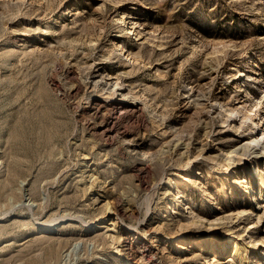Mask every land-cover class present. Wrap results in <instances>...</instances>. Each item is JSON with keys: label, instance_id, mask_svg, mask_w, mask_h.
<instances>
[{"label": "rangeland", "instance_id": "rangeland-1", "mask_svg": "<svg viewBox=\"0 0 264 264\" xmlns=\"http://www.w3.org/2000/svg\"><path fill=\"white\" fill-rule=\"evenodd\" d=\"M255 123L264 0H0V264H264Z\"/></svg>", "mask_w": 264, "mask_h": 264}, {"label": "bare ground", "instance_id": "bare-ground-1", "mask_svg": "<svg viewBox=\"0 0 264 264\" xmlns=\"http://www.w3.org/2000/svg\"><path fill=\"white\" fill-rule=\"evenodd\" d=\"M122 26H124V27H126L125 29H126V32H128V33H130V32H132V34H134V31H135V29H133V26H130L129 25V23L127 22L126 23V18H124L123 19V25ZM122 47H120V49H121ZM128 54H132L131 52H128ZM119 89V88H118ZM122 113H123V111H122ZM119 119V118H118ZM236 120V117L235 116H233V120ZM256 124V123H255ZM263 125H264V123H262V125H258V124H256L254 127L257 129V131H259L260 129H259V126H261V127H263ZM244 127H248V124H244ZM105 130H107V129H105ZM106 132V131H105ZM250 134H252L247 140H246V142L243 144V145H239V146H236L235 148H232L230 151L231 152H234V153H239L240 151H242V153L244 152V151H248V153L250 154V155H252V161L251 162H259V159L260 158H262V157H264V154H262L259 150H258V148H256V144H255V141H257L258 140V138H257V136H256V134H254V131H250ZM259 141V140H258ZM176 145V144H175ZM230 153V152H229ZM241 153V154H242ZM247 153V154H248ZM244 154V153H243ZM245 154H246V152H245ZM198 156H199V154H197ZM239 155H240V153H239ZM235 156V155H234ZM244 158V157H243ZM246 158V157H245ZM246 159H248V158H246ZM250 160V159H249ZM240 162V161H239ZM235 163V162H234ZM217 164V163H216ZM235 164H237V162L235 163ZM219 165H221V164H219ZM239 165H242V166H245V163H241V164H239ZM257 165V164H256ZM254 168H256V166H253ZM255 173H256V171L255 170H253L252 168H250V169H248L247 168V171L245 172V175L247 176V178H249V183H248V185H247V190L245 191V192H247V193H249V194H252V193H254V183L256 184V177H255ZM245 180H243V182H244ZM246 181H248V179L246 180ZM245 181V182H246ZM171 187V186H170ZM232 190H233V188H232ZM181 197H182V195H180V192L178 191V190H173V193H172V197H170L169 198V200H168V206H167V208L169 209H167L168 211H166V212H168L169 213V215L171 214V208H173L172 210L174 211L175 209H176V201H178V200H181ZM243 204V203H242ZM244 205L246 206L247 205V203L245 202L244 203ZM169 215H164V217H168ZM251 216H252V212H250V210H247L246 208H241V209H238L237 210V217H240V221H246V220H248L249 218H251ZM261 218L262 217H254V218H252V220H251V225H249V228L250 229H253V228H255V229H257V226H259L260 225V221H261ZM1 219H3L2 217L0 218V220ZM198 220V221H200V223H203V221H202V219H203V217L201 218V217H195V218H193V220ZM204 220V219H203ZM224 220V219H223ZM221 221V220H220ZM171 222V221H170ZM170 222H168V226L170 225H172V224H170ZM196 222L195 221H189V222H186V223H183V225H185L186 226V228H189L192 224H195ZM220 223V222H219ZM179 224H182V222H181V220H180V222H179ZM217 224V223H216ZM176 226V225H175ZM181 226V225H180ZM204 226H205V228L206 229H208V230H211V228L213 227V222H206L205 224H204ZM224 227L226 228V230H229V228L227 227V224H225L224 225ZM49 228V224H48V226H47V228L46 229H48ZM255 231H258V230H255ZM199 233H202L200 230H197V232H196V234H199ZM212 233H213V231H210L209 232V234H207V236H205V237H203V244H205V245H209L210 244V238H212ZM228 240H230V238H227V241ZM193 241H195V238L193 239ZM228 247V246H227ZM223 248V246L221 247V249ZM231 248H232V246H231ZM226 250V249H225ZM224 250V251H225Z\"/></svg>", "mask_w": 264, "mask_h": 264}]
</instances>
